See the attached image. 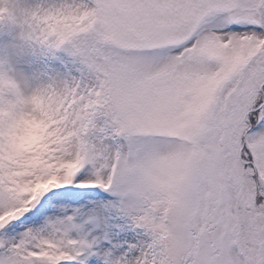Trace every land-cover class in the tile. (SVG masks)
<instances>
[{
  "label": "snow or ice",
  "instance_id": "6c2138e0",
  "mask_svg": "<svg viewBox=\"0 0 264 264\" xmlns=\"http://www.w3.org/2000/svg\"><path fill=\"white\" fill-rule=\"evenodd\" d=\"M0 264H264V0H0Z\"/></svg>",
  "mask_w": 264,
  "mask_h": 264
}]
</instances>
